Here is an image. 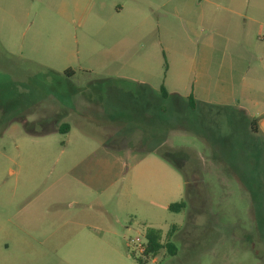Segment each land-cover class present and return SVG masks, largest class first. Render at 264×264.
Segmentation results:
<instances>
[{
    "label": "rangeland",
    "instance_id": "1",
    "mask_svg": "<svg viewBox=\"0 0 264 264\" xmlns=\"http://www.w3.org/2000/svg\"><path fill=\"white\" fill-rule=\"evenodd\" d=\"M143 1L161 15L127 36L86 0L0 21V264H137L147 228L177 253L146 264H264L258 112L215 105L213 79L225 41L263 35L264 0Z\"/></svg>",
    "mask_w": 264,
    "mask_h": 264
},
{
    "label": "crops",
    "instance_id": "2",
    "mask_svg": "<svg viewBox=\"0 0 264 264\" xmlns=\"http://www.w3.org/2000/svg\"><path fill=\"white\" fill-rule=\"evenodd\" d=\"M19 1L25 0H0L1 22L12 20L10 18L16 13L14 2ZM28 1L32 2L33 0ZM170 1L168 0V2ZM86 2L89 6H93V21H97L98 16H101V24L107 30L122 31L124 36L138 33L140 31L139 23L157 14L161 15L154 5H149L143 0H86ZM166 4L167 0H162L160 5L162 16L167 14ZM225 10L228 11L227 8ZM232 13L237 15L236 12ZM249 19L251 20V18ZM21 21L18 24L15 23L16 25L11 23L8 28L24 31L33 26L34 30L39 31L44 27L43 21L32 22L30 19H21ZM226 22L230 25L229 20ZM17 25L18 27H16ZM262 27L264 28V26ZM32 41L39 44L38 38ZM220 50L221 58L219 63H215L214 68V91L229 95L231 103H227L228 98H223L218 100L215 105H230L238 110L258 112L251 115L248 123L249 132L252 135H259L264 140V29L260 38L256 35L255 38H248L244 41L228 39ZM252 123L256 132L251 130Z\"/></svg>",
    "mask_w": 264,
    "mask_h": 264
},
{
    "label": "trees",
    "instance_id": "3",
    "mask_svg": "<svg viewBox=\"0 0 264 264\" xmlns=\"http://www.w3.org/2000/svg\"><path fill=\"white\" fill-rule=\"evenodd\" d=\"M68 73V72H67ZM163 95L165 96V92L163 88L161 89ZM189 103L191 108L194 109L195 103L192 100L191 96L189 97ZM251 130L255 131L254 124L250 125ZM69 130L67 125H63L60 127L59 131L62 133H67ZM185 204L183 202H179L173 205H170L168 209L170 211L178 212L182 208H184ZM173 230V229H172ZM142 240L144 242L145 250L142 256H140L137 260V264H146L148 260L154 259L161 250H166L169 256H175L177 253V249L175 245L171 242L163 243L162 242V233L159 230L153 228H147L144 234L142 235Z\"/></svg>",
    "mask_w": 264,
    "mask_h": 264
},
{
    "label": "built area",
    "instance_id": "4",
    "mask_svg": "<svg viewBox=\"0 0 264 264\" xmlns=\"http://www.w3.org/2000/svg\"><path fill=\"white\" fill-rule=\"evenodd\" d=\"M133 244H135V248L139 254V256H142L145 250L144 242L140 241V239L136 238L134 240H131Z\"/></svg>",
    "mask_w": 264,
    "mask_h": 264
}]
</instances>
